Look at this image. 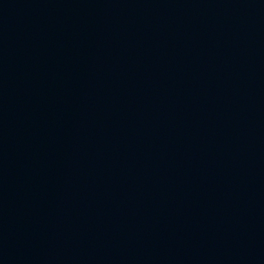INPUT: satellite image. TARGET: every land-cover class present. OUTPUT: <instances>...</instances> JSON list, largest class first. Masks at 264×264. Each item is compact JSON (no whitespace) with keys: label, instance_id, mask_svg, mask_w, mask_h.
Instances as JSON below:
<instances>
[{"label":"water","instance_id":"obj_1","mask_svg":"<svg viewBox=\"0 0 264 264\" xmlns=\"http://www.w3.org/2000/svg\"><path fill=\"white\" fill-rule=\"evenodd\" d=\"M0 264H264V0H0Z\"/></svg>","mask_w":264,"mask_h":264}]
</instances>
